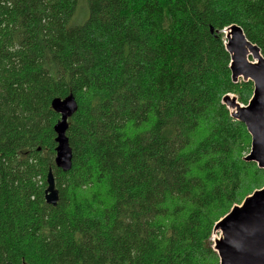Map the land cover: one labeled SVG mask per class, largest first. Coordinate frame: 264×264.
Returning <instances> with one entry per match:
<instances>
[{"label": "trees", "instance_id": "16d2710c", "mask_svg": "<svg viewBox=\"0 0 264 264\" xmlns=\"http://www.w3.org/2000/svg\"><path fill=\"white\" fill-rule=\"evenodd\" d=\"M231 25L264 57V0H0V264H219L215 224L264 186L223 102L253 94Z\"/></svg>", "mask_w": 264, "mask_h": 264}, {"label": "water", "instance_id": "95a60500", "mask_svg": "<svg viewBox=\"0 0 264 264\" xmlns=\"http://www.w3.org/2000/svg\"><path fill=\"white\" fill-rule=\"evenodd\" d=\"M225 30L229 32V36L224 37V46L230 55L232 81L241 79L253 83V94L248 106L236 104L231 117L242 122L251 137L250 151L244 160L254 162L264 170V57L258 47L245 38L240 27L231 25L220 33L224 34ZM50 107L59 115L53 127L56 144L53 162L56 168L68 172L72 165V153L65 134L68 119L76 112L77 103L70 93L63 99H53ZM44 199L51 206H55L58 201L50 170L46 175ZM213 230L221 233L220 240L213 245L219 264H264V186L246 197L240 205L232 207Z\"/></svg>", "mask_w": 264, "mask_h": 264}, {"label": "rangeland", "instance_id": "374dc122", "mask_svg": "<svg viewBox=\"0 0 264 264\" xmlns=\"http://www.w3.org/2000/svg\"><path fill=\"white\" fill-rule=\"evenodd\" d=\"M255 9L259 12L261 10H263V7L262 6H257L255 7ZM249 60L251 61L252 59L249 58ZM225 104L228 108V110L230 111V113H234L235 111V107H236V104H238L240 107L243 106V107H246L248 105H243L241 103H239L236 99V97L234 95H226V98H225ZM221 238V233L219 230H213L212 232V236H211V241H212V244L214 245L217 241H219Z\"/></svg>", "mask_w": 264, "mask_h": 264}, {"label": "bare ground", "instance_id": "6f19581e", "mask_svg": "<svg viewBox=\"0 0 264 264\" xmlns=\"http://www.w3.org/2000/svg\"><path fill=\"white\" fill-rule=\"evenodd\" d=\"M229 36V32H228V30H225L224 31V37H228ZM248 58H250L249 56H247ZM251 59V58H250Z\"/></svg>", "mask_w": 264, "mask_h": 264}]
</instances>
